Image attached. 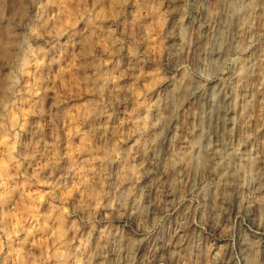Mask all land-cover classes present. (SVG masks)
Returning a JSON list of instances; mask_svg holds the SVG:
<instances>
[{"label":"clouds","instance_id":"obj_1","mask_svg":"<svg viewBox=\"0 0 264 264\" xmlns=\"http://www.w3.org/2000/svg\"><path fill=\"white\" fill-rule=\"evenodd\" d=\"M0 264H264V0H0Z\"/></svg>","mask_w":264,"mask_h":264}]
</instances>
